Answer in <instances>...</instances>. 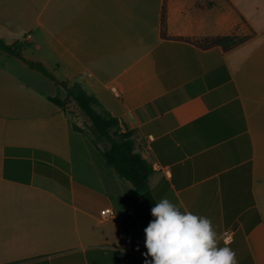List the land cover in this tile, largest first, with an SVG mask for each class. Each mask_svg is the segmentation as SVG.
I'll return each mask as SVG.
<instances>
[{
    "label": "crops",
    "instance_id": "obj_1",
    "mask_svg": "<svg viewBox=\"0 0 264 264\" xmlns=\"http://www.w3.org/2000/svg\"><path fill=\"white\" fill-rule=\"evenodd\" d=\"M225 36L245 40L193 43ZM0 38L118 119L155 204L208 217L237 264H264V0H0ZM50 82L0 50V264L151 261L153 216Z\"/></svg>",
    "mask_w": 264,
    "mask_h": 264
},
{
    "label": "trees",
    "instance_id": "obj_2",
    "mask_svg": "<svg viewBox=\"0 0 264 264\" xmlns=\"http://www.w3.org/2000/svg\"><path fill=\"white\" fill-rule=\"evenodd\" d=\"M165 24L166 7L164 5L161 10L160 21V33L163 38L167 37ZM244 40L245 38L225 36L203 43H193L201 49L221 46L224 50H230ZM22 49L23 44L21 42L16 41L8 44L0 38L1 51L25 62L31 70L41 74L65 93L64 98H50L54 105L66 113L69 104H75L81 114L86 117L88 124L81 128L73 123V130L88 137L92 145L101 152L106 164L114 169L121 179L132 185L135 194L141 196L151 214V209L156 205L149 190V178L154 173L153 168L136 152L133 139L121 131L118 119L102 109L99 102L89 95L79 83L59 81L42 63L26 60Z\"/></svg>",
    "mask_w": 264,
    "mask_h": 264
},
{
    "label": "clouds",
    "instance_id": "obj_3",
    "mask_svg": "<svg viewBox=\"0 0 264 264\" xmlns=\"http://www.w3.org/2000/svg\"><path fill=\"white\" fill-rule=\"evenodd\" d=\"M145 232V264H237L236 253L205 216L162 198L151 209Z\"/></svg>",
    "mask_w": 264,
    "mask_h": 264
},
{
    "label": "rangeland",
    "instance_id": "obj_4",
    "mask_svg": "<svg viewBox=\"0 0 264 264\" xmlns=\"http://www.w3.org/2000/svg\"><path fill=\"white\" fill-rule=\"evenodd\" d=\"M51 83V85L53 86V92L55 93V94H60L61 92L58 90V89H56L55 87H54V84L52 83V82H50ZM69 109H73V111H71L72 112V114H75V112H79V113H81L77 108H76V106L74 105V104H71L70 106H69ZM82 116H83V118L84 119H86V117L83 115V114H81ZM86 121H87V119H86Z\"/></svg>",
    "mask_w": 264,
    "mask_h": 264
},
{
    "label": "built area",
    "instance_id": "obj_5",
    "mask_svg": "<svg viewBox=\"0 0 264 264\" xmlns=\"http://www.w3.org/2000/svg\"><path fill=\"white\" fill-rule=\"evenodd\" d=\"M105 214H110V210H106ZM231 234L232 233L230 231L224 232L223 239H227L228 241H230L231 240Z\"/></svg>",
    "mask_w": 264,
    "mask_h": 264
}]
</instances>
